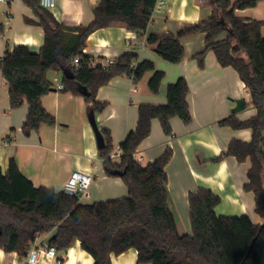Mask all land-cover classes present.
Segmentation results:
<instances>
[{
    "label": "trees",
    "instance_id": "obj_1",
    "mask_svg": "<svg viewBox=\"0 0 264 264\" xmlns=\"http://www.w3.org/2000/svg\"><path fill=\"white\" fill-rule=\"evenodd\" d=\"M21 1L39 19L45 42L38 54L25 46L7 50L0 60V70L9 86L11 109L29 106L25 135L56 125L55 117L42 104V98L53 89L48 80L51 72L62 75L63 92L84 97L96 116L107 107L96 100L99 89L116 77L128 76L138 84L153 73L149 90L159 94L165 74L157 71L153 62L124 54L110 68H93L95 59L83 53L92 33L116 24L143 38L158 0H101L93 21L74 28L60 24L51 11L41 7L40 0ZM261 2L264 0H196L200 8L213 10L209 19L184 26L176 35L151 36L146 45L163 60L179 64L185 58L181 40L207 34L206 49L193 57L199 67L204 68L207 53L213 51L222 67L237 71L257 114L246 121L231 116L219 125L251 130L252 140H233L215 161L226 157H234L239 163L250 160L244 190L254 194L255 212L264 220V23L240 19L235 14L237 10L254 9ZM4 32L0 24V35ZM77 57L81 58L78 69L73 65ZM134 63L137 66L132 70ZM188 95V83L180 78L169 86L166 105L140 106L137 128L120 146V163L111 157L115 148L110 131L101 130L105 140V147L99 150L103 169L107 177L123 181L129 192L126 199L85 205L64 191L36 188L14 160L6 173L0 169V249L17 253L25 261L39 238L52 235L50 245L57 252L67 253L80 242L94 264H111L112 255L130 249L138 253L137 264H264V223L255 225L248 217H218L215 210L221 199L201 189L189 195L192 236L180 235L170 207L165 170L173 151L166 150L146 167L135 160L136 151L151 135L154 120H159L167 137L172 136V119L178 118L185 125L192 123Z\"/></svg>",
    "mask_w": 264,
    "mask_h": 264
},
{
    "label": "crops",
    "instance_id": "obj_2",
    "mask_svg": "<svg viewBox=\"0 0 264 264\" xmlns=\"http://www.w3.org/2000/svg\"><path fill=\"white\" fill-rule=\"evenodd\" d=\"M100 1L57 0L51 13L67 28L87 26L93 21L94 10ZM158 2L163 3V8L154 13L143 38L116 24L95 31L87 39L85 54L99 62H115L124 54H133L139 61L153 62L156 70L165 74L157 95L152 94L148 86L153 73H148L138 84L128 76H120L101 87L96 100L107 107L96 116L98 128L110 131L113 146L118 151L137 128L139 107L166 105L169 86L184 78L189 86L187 101L192 123L185 125L178 118L172 119V136L167 137L159 120H154L151 135L136 151L135 160L146 167L159 160L166 150L173 151V158L165 170L170 207L180 235L192 236L189 195L201 189L209 190L221 199L215 210L218 217H248L253 224L262 225L264 220L255 212L254 194L244 190L250 160L239 163L234 157H226L215 161L233 140L246 143L252 140L251 130L239 131L219 125L231 116L246 121L257 114L250 105L248 91L239 74L233 68L222 67L213 51L207 53L204 68L199 67L193 57L206 49L207 34L181 40L185 58L179 64L163 60L146 45L151 36L176 35L184 26L209 19L213 10L200 8L196 0ZM6 12L13 17L9 27L5 24ZM235 14L240 19L264 23V2L254 9L237 10ZM0 24L5 27L4 34L0 35V60L7 50L12 51L17 46H25L36 54L41 51L45 42L44 30L39 26V19L21 0H0ZM262 35L264 37V27ZM56 79L62 82V75L48 74L53 89L42 98L43 107L55 117L56 125L43 126L38 132L25 135L23 126L29 106L11 109L9 86L0 70V169L6 173L14 160L20 172L36 188H54L56 191L64 190L72 172L83 171L91 174L94 182L90 188L91 199L81 204L128 198L129 192L123 181L105 174L84 97L57 91ZM239 100L245 101V110L233 115L232 110ZM120 156L113 158V162L120 163ZM51 237H42L38 243L50 244ZM137 262L135 249L111 256V264ZM0 264H26V259L21 261L17 253L7 254L0 249ZM40 264H94V259L81 248L80 242H76L67 253L57 252L56 260Z\"/></svg>",
    "mask_w": 264,
    "mask_h": 264
},
{
    "label": "built area",
    "instance_id": "obj_3",
    "mask_svg": "<svg viewBox=\"0 0 264 264\" xmlns=\"http://www.w3.org/2000/svg\"><path fill=\"white\" fill-rule=\"evenodd\" d=\"M3 2V0H1ZM57 0H40V5L43 9L52 11L56 8ZM163 8V3L157 4L155 12L160 11ZM154 12V13H155ZM13 17L10 12H6V27H9ZM85 54V52L83 51ZM87 55V54H85ZM81 61L80 57H77L74 60L73 65L76 69H78V65ZM114 65V62H99L96 59L92 63V67L96 68L97 66H101L102 68H110V66ZM137 64L134 63L131 66L132 70H135ZM56 90L59 92H63L65 86L64 84L56 79ZM121 154L120 149L118 151H114L112 154V159L118 158ZM94 182V177L83 171H74L71 173V176L64 187V192L70 196H74L79 200V203L89 201L91 199L90 188ZM40 238L37 240L35 244L32 245L31 249L28 252L26 264H40L42 261H54L57 258V251L50 244L38 243Z\"/></svg>",
    "mask_w": 264,
    "mask_h": 264
},
{
    "label": "water",
    "instance_id": "obj_4",
    "mask_svg": "<svg viewBox=\"0 0 264 264\" xmlns=\"http://www.w3.org/2000/svg\"><path fill=\"white\" fill-rule=\"evenodd\" d=\"M70 78H73V76H71ZM83 94L87 95V92L84 91ZM244 110H245V101L239 100L236 103V107L232 110V113L233 115H235ZM88 119L96 137L97 147L99 150H102L105 147V140L103 138V135L101 134V130L98 128L97 118L95 112L92 109H89Z\"/></svg>",
    "mask_w": 264,
    "mask_h": 264
}]
</instances>
